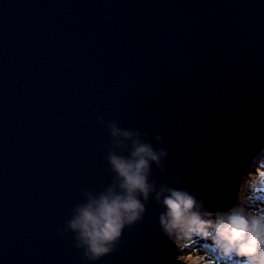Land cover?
Listing matches in <instances>:
<instances>
[{
	"label": "water",
	"instance_id": "1",
	"mask_svg": "<svg viewBox=\"0 0 264 264\" xmlns=\"http://www.w3.org/2000/svg\"><path fill=\"white\" fill-rule=\"evenodd\" d=\"M98 116L168 149L181 183L158 182L230 207L264 147V0H0V264H85L57 228L112 181ZM161 211L91 264H188Z\"/></svg>",
	"mask_w": 264,
	"mask_h": 264
},
{
	"label": "clouds",
	"instance_id": "2",
	"mask_svg": "<svg viewBox=\"0 0 264 264\" xmlns=\"http://www.w3.org/2000/svg\"><path fill=\"white\" fill-rule=\"evenodd\" d=\"M97 119L110 135L105 147L112 181L95 192L81 188L83 201L57 228L60 235L73 234L85 264L115 252L124 230L143 221L150 201L162 209L161 232L196 253L193 264H264V151L253 159L237 201L213 210L194 189L154 178L153 165L181 183V176L167 169L168 149L154 147L148 132ZM154 139L163 143L158 133Z\"/></svg>",
	"mask_w": 264,
	"mask_h": 264
},
{
	"label": "rangeland",
	"instance_id": "3",
	"mask_svg": "<svg viewBox=\"0 0 264 264\" xmlns=\"http://www.w3.org/2000/svg\"><path fill=\"white\" fill-rule=\"evenodd\" d=\"M246 175L244 176V178L246 177ZM240 194H241V192H240ZM180 244L183 245V242H179V245ZM195 256H196V253L193 252L191 248H185L184 247L181 250V246H180V258L183 259L184 261H186L188 264H193Z\"/></svg>",
	"mask_w": 264,
	"mask_h": 264
},
{
	"label": "trees",
	"instance_id": "4",
	"mask_svg": "<svg viewBox=\"0 0 264 264\" xmlns=\"http://www.w3.org/2000/svg\"><path fill=\"white\" fill-rule=\"evenodd\" d=\"M262 151H264V147H263V149L261 150V152H262ZM261 152H260V153H261ZM180 246H181V250H182V248H184V246L181 245V244H180Z\"/></svg>",
	"mask_w": 264,
	"mask_h": 264
}]
</instances>
